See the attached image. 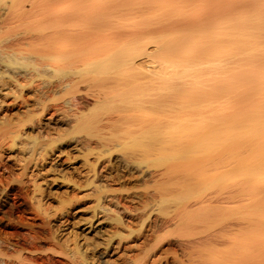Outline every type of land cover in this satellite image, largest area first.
Instances as JSON below:
<instances>
[{
  "label": "bare ground",
  "instance_id": "bare-ground-1",
  "mask_svg": "<svg viewBox=\"0 0 264 264\" xmlns=\"http://www.w3.org/2000/svg\"><path fill=\"white\" fill-rule=\"evenodd\" d=\"M67 1L68 5L70 2L71 10L68 9V11L70 10L69 12L66 10L67 13H65L66 11L64 13H61V11L60 13H57L58 11L56 12V19L54 20V25H52L55 31L51 30L55 33L45 32V34H33L25 31L23 33L19 32L20 34L16 35L12 41L9 40V45L4 47L5 49L0 48V65L5 63L3 67L7 69H4L2 72L8 76L7 80L4 78V83L0 79V84L6 86L8 84L10 88L12 87V90L16 88L18 95L15 93V101L10 107L13 106L12 109H17L18 113L15 112V114H18L17 117H32L35 115L36 109H32V107L37 105L36 107H39L41 110V114L38 116L40 122L43 119L41 117L45 113L47 114V111L50 109L59 111L62 105L60 100L63 99V96L54 98L53 100L50 99L52 102H48L47 99L51 97V94H56L59 88L63 89L65 97L66 95L71 96L69 99L66 97L64 102L68 104L65 107L70 106V108L68 107L70 113L67 115H65L66 113L64 114L67 117L65 118L66 120H61L64 117L62 115L63 117L59 118L58 125L69 126L71 130L69 129V131L67 129L69 131L67 133L66 127L64 131L58 125L53 126V124H57L55 120L53 124H51L52 121L51 123L46 122L43 125L40 124L44 122L39 123L41 127L39 126L40 129H38L37 133H26L25 130L22 132L21 127L24 125H17L9 129L10 134H12L10 135L11 140H13L12 145H16L17 138L25 136L34 143L42 142V147H54L57 141L67 143L75 140L74 136H69L73 130L81 126L90 127L93 130L88 133L95 132L91 135V137L96 138L95 141L84 138L83 141L82 139L80 141L78 139L80 137L77 136L78 138H76L79 140L77 141L78 145L79 142L85 146L87 145L88 152L90 153L93 151L92 148L95 147L92 142L97 146L95 147L97 148V154H95L97 155L95 156L96 160L88 165L86 164L88 166V172L93 173V178L91 179L93 185L94 182L95 184L97 183L96 180H99V178L102 179L99 168L97 167L101 156L105 153L111 156L116 145L115 143H119L121 146V143H124L123 141L125 140V144L128 143L129 145V143L134 142L135 144L133 143V145L142 146V154H147L145 157H151V155L156 156V160H154L157 167L165 164L163 162H168L171 158L173 161L179 160V164L170 166L165 171L162 170V172L159 170L158 175L156 174L157 176H155L159 178L157 180L153 179L155 185L153 184L154 189L151 195L142 196L143 198L135 196L138 198L135 199L134 204L139 206L135 209L132 208L133 214L131 216L136 219H143L142 217L148 212L146 211L147 207L152 202L160 203L158 205H161L164 200L167 202L168 199L165 197L170 194L179 197V202L173 199L175 202H178L176 206L174 205L173 209H167V212L164 211L165 214L160 219L150 221L149 217L152 214L144 218L142 222L140 221L141 223L138 229H132L133 227L130 229L129 235L136 234L130 239L120 234L119 238L121 240L117 243L112 239L107 241L106 239L104 241L92 240L93 245L90 247L92 256L87 254V249H84V247L80 249V243L76 242L78 245H76L75 252L79 254L78 257L80 259L77 260V256L75 257L76 259L73 258L75 256L73 255L70 258V263H252L254 258L250 260L249 257L248 259L247 257L242 258L243 260L240 259L239 263L238 256H233V261L231 255L234 254L237 248L239 249L240 245H243L242 242L244 241L241 242L242 244L238 243L239 246L232 242L233 239H230V236L235 234L236 231L234 230L235 228L233 229L231 223L232 227H226L227 229L221 230V228L227 226L223 224L220 228L221 231L218 229L219 232L216 233L217 230H215L216 234L212 236V232L209 233V229L206 228L209 237H204V233L202 235L203 237L201 234L200 238L197 237L196 239L193 237L201 230L202 232L206 231L204 229L205 226L210 224L214 218V220H218L221 217V220H225L222 218L229 217L232 220L237 218L235 222L238 221L239 213L241 214L238 209L239 207L237 208L238 211H234L233 209L239 206L237 202L243 203L245 207L249 206V210L264 208V77H262L264 75V0H240L238 3L232 0L234 4H228V0H111L112 2L108 4L102 2L104 5L101 4L100 7H98V2H94L96 3L94 6L83 7L82 5L79 7L78 4H82L84 2L83 0ZM101 1L106 2V0ZM25 2L33 5L37 0H11L10 3L0 0V4L2 3L8 6H5L7 8L6 16L0 17V42L1 34L5 28H9L13 23H18L19 20L22 22L25 18L29 20L34 17L36 19L41 14H37V11L41 12L42 9H39V7L42 5L38 9L31 5L32 7L26 10L23 9L24 5H26ZM44 5L50 7L49 3ZM167 7L177 8V11L168 12ZM236 8H242L244 11L238 13L236 16H231L228 11H233L232 9ZM50 10L52 12V9ZM179 12L180 15L178 16L177 13ZM84 15H92L93 18L86 23L82 30L71 31L69 28H61L64 24L66 25L75 19L85 17ZM97 15L99 16L97 17ZM152 15L157 16L156 22L148 19ZM34 18L32 21L35 20ZM230 19L232 24L229 27L226 25L227 27L224 28L225 25L223 24L227 22L226 20L230 21ZM27 21L23 25L28 24L30 26V21L29 23ZM129 21L130 23H128ZM28 26L25 27L27 28ZM176 32H179L180 35L177 39H172L171 35ZM3 35L6 34L3 33ZM61 37L69 40L70 45H67L69 46L66 47L67 49H63L61 43H58ZM8 38L11 39L12 37ZM57 38H59L58 41ZM121 39L123 42L126 39L125 46L122 49L115 48L114 45L118 41L120 42ZM237 43H239L238 47L236 45ZM35 45L43 47L39 49L41 50L40 52H31L32 49L36 50ZM71 45L72 50H68ZM32 46L33 48L30 50L29 47ZM73 48L76 49L73 50ZM234 48H236V51L229 53ZM84 50L87 53L85 52L84 54L81 52ZM74 51H77L79 54L82 53L83 55L81 54V56L77 53L74 55ZM27 53L28 56L25 55ZM219 54L221 56H218ZM29 57L40 60V62H36L37 64L31 63L34 64L33 71L38 75L47 73V67H51V63H54L49 62L50 60L65 59L67 61V67L66 65L64 68L61 67L63 69L60 74L70 76L67 79L65 78V82L58 79L57 81L51 80L49 83L45 82L41 88V96L38 99V104H36L35 100L33 101L31 99L34 97L30 96L31 98H25L24 96V94L30 91V86L33 85V80L27 82L28 84L21 83L22 80L20 82L21 76L24 79L25 76L26 78L28 77L27 72L23 71L20 67L10 69L8 65V63H15L13 61L16 59L23 60ZM60 63H58L59 66L63 65H60ZM58 64L54 65L56 66ZM1 68L2 66H0ZM83 72L85 73L83 76L85 80L82 78L76 80L79 77L73 79L74 76L72 75L82 74ZM86 76L88 77L85 78ZM52 77L55 78L54 75ZM80 84L84 85L82 86L83 88L79 86ZM2 85L1 87H3ZM34 85L36 84L34 83ZM185 96H190L191 100L184 102ZM90 101H92V104ZM1 105L0 108L3 107ZM23 106L28 107V109L26 108V110L24 108L26 111L24 110L25 112L19 114V110L21 111L20 107ZM7 107L9 109V105ZM146 109L152 111L151 117H145V113L143 112ZM65 111L67 112V109ZM220 112H223V115H220ZM56 113L58 112L56 111ZM56 113H52V115ZM33 122H36V120ZM201 126H203L202 129ZM204 126H206L205 129ZM170 128L175 129V131ZM167 130L173 132L170 133ZM168 133L169 135H167ZM184 136H187V143L184 141L186 140ZM203 140L209 141V144L206 141L205 143L208 146L212 145V147L219 144V142H223V145L219 144L218 146H222L223 151L227 150L225 153L232 151V155L234 154V159L232 157L228 159L229 156L227 155L228 157H225L226 154L223 152L218 150L223 154L217 155L218 152L214 151L216 156L213 157L207 171L211 169L208 171H212L208 181L211 179L215 183L216 188L209 194H203V191H200V181L202 180L200 177L202 178L203 171L199 170V165H192L189 162H185L183 158L187 155L189 156L191 153L193 154L196 150H202L200 147L203 146ZM91 143L94 147L90 145ZM1 144L0 142V146ZM205 148V154L212 155ZM51 151H53V148ZM84 156L87 157L86 161H88L89 154H85ZM190 156H195V154ZM39 163L40 161L38 162L37 159L29 158L24 162L22 167L24 170H27L31 166H39ZM156 166L153 168H156ZM115 167L117 166L115 165ZM105 169L106 172L108 168ZM198 170L201 175L198 174ZM88 172L86 171V173ZM1 174L3 173L1 172ZM152 174L150 175L151 177L153 176ZM230 174H237L239 176V186L227 188L224 181ZM102 180L105 181L104 178ZM9 183V181L0 178V214H3V218H7L11 222L28 225L25 223L26 221L24 222L23 215L18 216L19 219L16 220L11 218L17 212V206L21 205H16V201L14 202L16 197L14 195L21 197V193L15 192L14 190L17 186ZM101 185L104 186L105 184L103 185L102 183ZM101 185L94 187L98 188L96 190L98 191L96 207L99 205L103 208L101 206L103 205L102 203H112V201L106 200V198L104 199V189ZM11 195L14 200L11 198ZM171 195L169 196L170 198ZM173 195L172 197H174ZM121 198H124L123 195ZM117 199L119 198L117 197ZM120 203H122L121 200H118L115 203L116 207ZM172 205H168V207ZM130 206L135 207L132 204ZM112 207L105 208L104 205L103 210H117L112 209ZM149 209L151 210V208ZM231 209H233L232 213L230 211ZM227 210L231 213L230 215L228 212L225 214ZM120 213H113L115 215L113 220L124 229L125 227L123 225L125 226L127 223L125 224L124 219L121 218L124 214L120 215ZM151 213H153V210ZM229 218H226L229 220L228 223L231 220ZM214 220L212 222H216ZM224 222L227 223L226 221ZM102 223V221L98 222L97 226H100ZM201 225H205L204 228L201 229ZM148 226L150 227L149 229H147ZM209 226L206 227L209 228ZM238 226L240 229L238 227L237 230L243 231V233L250 230L249 227L243 228L244 226ZM102 228L100 226L97 232L104 234ZM31 233L30 231L29 234L32 239L30 241L23 240L24 243L19 241L12 242L10 241V237L3 239L1 237L3 235H1L0 238L3 240H1L2 242L0 241V256L14 253L19 260V264H36L37 259L39 260L41 257L42 261H44L41 253L45 252V249L44 247H40V245L39 247L36 245L34 242L36 239L35 235H31ZM26 239H29L28 235ZM3 244L7 245V249L3 247ZM221 245L226 246L225 248L228 245V250L224 247V249L219 248ZM90 249L88 246V250ZM113 249L115 251L114 253L112 251ZM218 249L219 251L220 249L225 250L226 253L223 252L225 254L220 256L211 254V252L214 250L218 251ZM179 250L182 251L181 256L183 257L179 256L181 253L178 252ZM111 251L113 254H117L116 259H108V256L113 255H110ZM122 251H124L121 253L122 255L119 254ZM128 251L133 252V254L129 255ZM197 251L200 255H196L198 253ZM204 251L208 252V254H205ZM219 251L218 253H220ZM25 252L30 254L24 256ZM229 254H231L230 258L232 260L229 259ZM52 257L41 264L61 263L60 260L59 263H56L58 260H54ZM235 258L238 260L235 261ZM261 258L260 260H262ZM1 261L3 264H14V262L11 263L10 261ZM37 263L40 264V262ZM253 263L256 264V260ZM260 263L263 264L264 261ZM257 264L259 263L257 262Z\"/></svg>",
  "mask_w": 264,
  "mask_h": 264
},
{
  "label": "rangeland",
  "instance_id": "rangeland-1",
  "mask_svg": "<svg viewBox=\"0 0 264 264\" xmlns=\"http://www.w3.org/2000/svg\"><path fill=\"white\" fill-rule=\"evenodd\" d=\"M2 1H6L7 3H10L11 0H2ZM56 1L54 0V2H53V0H40V1L37 0V2H35L33 5L30 4L29 2L28 3L25 2L26 5H24L25 8L23 7V9H26V10L30 9V7H32V6L36 9H38V7L40 5H42L43 7L41 6V7H39V9H42L43 11L42 10H41V12L37 11L38 12L37 14L41 13L42 16H44V17L46 16V18L44 19V17L40 16L41 15L40 14L39 16L36 17V19L34 17H32L28 20L27 18L24 17L25 19L24 18L23 19L25 21L22 20V22L20 20L18 21L16 19V21H18V23L17 22L13 23L12 25H10L9 28H5L3 33L6 35H3V33L1 34L2 35L1 36V42L3 40L4 41L2 43L0 42V48L2 47L1 49H5L4 47L9 45V42H10L9 40L12 41L16 37V35L20 34L19 32L23 33L25 31V32L33 33V34H41V33L45 34V32L46 33H55V32H52V31H55L54 27L52 26V25H54V20L56 19L55 14L60 13V11H61V13H64V11H66V10L68 11V9H70V2L68 5L67 0H65V1L64 0H56ZM83 1H82L83 2L82 4H78L79 7L82 5H83V7L94 6V5H96L97 2H98V7H100L102 2H104L105 4H108L114 0H112V1L109 0V2H107L108 0H106V2L101 1V0L100 1L99 0H97V1L96 0H83ZM236 1L238 3L240 0H234V2H236ZM43 2H44V4L49 3L50 7L49 6L48 7L50 9H52V12L47 7V5L42 4ZM94 2H96V3H94ZM228 2H229L228 4H230V3L234 4V2L232 0H228ZM102 5H104V4H102ZM0 6H1L0 7V17L6 16L5 14H7V8H5V6L6 7H8V6L3 5L2 3L0 4ZM83 7H81V8H83ZM4 10H6V11L4 12ZM232 10L233 11L229 10L230 12L228 11V13L231 14V16L232 15L236 16V15H238V13L244 11V9H242V8H236V9H232ZM67 11L65 13H67ZM167 11L168 12L177 11V8L173 9L171 7H167ZM53 12H54V14H53ZM45 13H46V15H45ZM47 13H49V14L47 15ZM51 13L53 14L52 17H51V15H52ZM177 15L179 16L180 12L177 13ZM47 16H49L50 18ZM84 16L85 17H81L77 20L75 19L74 21L69 22V24H66V25L64 24L65 26L63 25L61 28L62 29L63 28L68 29L69 28V30H71V31L82 30L84 28V26L86 25V23H88L89 20L93 18L92 15H84ZM98 16L99 15H97V17ZM33 18L35 19L34 21H32ZM51 18L53 19V21ZM94 18H96V17H94ZM148 19L149 20L151 19V21L153 20L152 22H156L157 16L152 15ZM26 21H27V23H29V21H30V24H29L30 26H28V24L23 25ZM226 21L227 22H225L223 24V25H225L224 28H226L227 26L229 27L230 24H232L231 19H230V21L229 20H226ZM128 23H130V21ZM131 24H132V22H131ZM133 24H134V22H133ZM25 26H28V27L26 28ZM51 28H53V29H51ZM179 35H180L179 32L173 33L171 35V38L177 39V37ZM8 37H12V38L10 39ZM56 37H58V36L56 35ZM58 39L59 38H57V41H58ZM124 41L125 42H123L121 39L120 42L118 41L117 44L114 45V47L122 49L123 46H125L124 43H126V39ZM58 43H61V47L63 49H67L66 47H69L67 45H70L69 40H67L65 37H61L60 40L58 41ZM2 45H4V46H2ZM236 45L238 47L239 43H237ZM34 47L36 50L32 49L33 46L29 47V48H30V50L32 49L31 52L34 51L35 53L37 51L40 52L41 50H39V49L43 48L40 45H38V46L35 45ZM71 48H72V45L68 50H70ZM75 49L76 48H73V50H75ZM77 49H79V48H77ZM78 51H80V50H78ZM234 51H236V48H234L233 50L231 49V51L229 53H234ZM81 52L84 54H85V52L87 53V51H85V50L81 51ZM76 53L79 54L77 51L76 52L74 51V55H76ZM81 54H79V55H81ZM25 55L28 56V53ZM218 56H221V54H219ZM29 58H31V57H29ZM29 58H24L23 60L16 59L15 61H13L15 63H8V65H9L10 69L13 67H20L23 71L27 72L28 77L26 78V76H25V79H24V77L21 76L20 82L22 80L21 83L24 82L23 84H28L27 82H29L30 80H33V85L30 86V89H29L30 91L28 93L24 94V96H25V98L26 97L27 98L34 97L31 99H33V101L35 100L36 104H38L37 103L39 101L38 99L41 96V90H42L41 88L45 84V82L49 83L51 80L57 81V79L63 80V82H65L66 79L69 78L70 76H68V75L64 76L63 74H60L62 72V69L65 67V65L67 67V61L65 59L50 60L49 62H54V63H51L52 64L51 67H47V69H48V70L46 69L47 73L38 75L35 73V71H33L34 64H31V63L40 62V60L37 58H31V59H29ZM32 59L34 62L32 61ZM37 60H39V61H37ZM55 62H57V63H55ZM60 62H63V63H60ZM58 63H60V65L63 64L64 66L63 65L59 66ZM2 64L3 65H0L3 68V69L1 68L2 70L0 69V79H2V81L0 80L1 82L4 81V78L6 80L8 78L7 74L2 72L4 69H7L6 67L5 68L3 67V66H5V63H2ZM54 64H58V65L55 66ZM28 67H29V69H27ZM61 67H63V68H61ZM54 68H58L60 70L54 69ZM29 73H31V74H29ZM84 74L85 73L83 72L82 74H74L72 76H74L73 79H76L77 77H79L76 79V80H78L80 78L84 79L83 78ZM31 75L34 77L31 78L32 77ZM53 75L55 78L52 77ZM55 75H57V76H55ZM29 76H30V78H29ZM87 77L88 76H86L85 78H87ZM262 77H264V75ZM61 78H63V79H61ZM34 83L36 85H34ZM1 85L2 84H0V88H1L0 89V92H1L0 93V97H1L0 104H2L5 109L3 107L0 108V142L2 143L0 146V167H1L0 168V175H2V176H0V178L9 181L10 182L9 184L16 185L17 187L15 188L14 191L21 193V197L14 195V197H16L17 200L16 199L14 200L13 196L11 195V198H13L14 202L16 201V205L21 204V205L17 206V209H16L17 212L14 213L11 216V218L16 220V219H19L18 216L23 215V218L25 219L24 222L26 221L25 223L28 224V225H20V224L11 222L7 218H3V214H0V233L3 232L0 234V236L3 235V236H1L3 239L5 237H10V241H12V242L13 241H19L21 243L22 242L24 243L25 240L30 241L32 239V238H30V234H29L31 231L32 232L31 235H33V236L35 235L36 239L34 240V242L36 243V245H38V247L40 245V247H44V249H45V252L41 253L43 255L44 261H48L49 258H51V256H53L52 258H54V260H58V262H56V263H59V260H60L61 263L64 262L63 264H72V263H70V258L73 257V255H75L73 258H75L77 256L76 257L77 260L80 259V257H78L79 254L75 252L76 251V245H78V243H80V249L81 248L83 249V247H84V249H87V252H88L87 254H89V256H92V254H91L92 250L90 249V247L93 245L92 240L104 241L106 239V241H107L109 239H112L113 241L115 240V242L117 243L118 241L121 240L119 238L120 234L125 235L126 237H129V239H130L135 234L134 233L133 235H129L130 229L132 227H133L132 229H134V228L138 229L140 227V223L143 221V219L146 218L147 216H150L151 214L152 215L149 217L150 221L158 219V218L159 219L162 218L163 217L162 215L165 214V212H167L166 211L167 209H173L174 205L176 206V204L179 202L178 196L172 194L174 197L176 196V198H177L176 199V198L172 197V195L170 194L171 198L169 197L170 195H167L165 197L169 201L167 200V202H166V200H164V202H162L163 204H161V205H158L160 203L152 202L146 209V211H148L149 213L146 212V215L142 217L143 219H141V218L136 219V218L131 216V214H133L132 208L135 209V208H138V206H139L137 204H134V202L136 201L135 199L138 197L143 198L142 196L151 195L153 193V189H154V185H155L154 180H157V178H159V177H155V176L158 175L157 173H159V170H160V172H162V170L165 171L167 168L177 164L179 161V160L173 161L171 158V160H168V162H163L165 164H161V166L157 167L155 165V163H156L155 157L156 156L151 155V157L150 156L145 157V155L147 156V154H144V153L142 154V152H143V151H141V150H143V149H141L142 146L140 147L138 145H133L134 142H132L131 144L129 143V145H128L127 142H126L127 144H125L126 140L125 141L122 140L124 143H121V146L119 143H115L116 145H115L114 151H113L111 156H109L106 153L103 154V156H101L100 161L97 163L98 164L97 167L99 168L100 175L102 176V177L101 176L100 177L102 179L104 178L105 181H103L102 179L99 178V180H96V182H97L96 184L94 182V185L91 182V179L93 178V173H91L90 171L88 172V170H87L88 166L87 165L92 163V161L94 162L96 160L95 156H97V155H95V154H97V148H95V147H97V146L95 145L94 142H92L95 147L93 146L92 143L90 144L92 147H94V148L91 147L93 149V151L90 153V152H88L87 145L85 146V145L81 144L80 142L78 145V142H77L80 139H82V141H83V138L84 139H90L91 141L96 140L95 137L94 138L91 137V135H93L95 133L94 131L88 133L89 131L93 130L90 127L85 126L86 127L85 128L84 126H81L80 128L73 130V132L69 136H74V138H75V140H73L74 142L70 141V142L66 143V142L57 141V143L54 145V147H52V146L47 147V148H46V146L42 147V145H43L42 142L34 143L33 141H30V139H28L25 136H22L21 138L20 137L17 138L16 145H12L13 140H11V138H10V135H12V134H10V132H9V129H11L12 127H15L17 125H24L21 127L22 132H24V130H25L26 133L27 132L28 133L29 132L30 133H34V132L37 133L38 129H40L39 126L45 124L46 122L51 123V121H52L51 124H53V121L55 120L57 122V124H53V126L54 125L57 126L58 122L60 120L59 118L64 116L63 118H61V120H66L65 118H67V117L65 115L70 113L69 112L70 106L65 107L68 104H66L64 102L66 100V97H67V99H69L71 96L66 95V97H65L64 91L61 88H59V91H58L59 93L57 92L58 94L57 93L51 94L50 95L51 97H49L47 99V101L52 102L50 99L53 100L54 98H60L61 96H63V99L60 100L62 102V105H61L59 111L56 110L58 113H56V111L54 109L53 110L50 109L49 111H47V114L45 113V115H43V117H41V118H43L41 120V122H44V123H41L39 121L40 119L38 117L41 114V110L39 109V107L38 108L36 107L37 105H35L34 107L31 106L32 109L36 108L35 109V115H33L32 117H30V118H27V117L19 118V117H17L18 114H15V112L18 113L17 109H12L13 106L10 107L15 101V95L16 94L18 95V93H16L17 90H16V88H14L15 90H12V87L10 88V86L8 84H7V86L2 85L3 87H1ZM40 85H41V87H40ZM38 86L40 87V89H38L39 88ZM79 86H81V88H83L82 86H84V85L80 84ZM4 87H6V88H4ZM35 88H37V89H35ZM36 94H37V96H36ZM1 95H3V96H1ZM188 100H191L190 96H185L184 102H188ZM90 102L92 104V101H90ZM8 105H9V109H7ZM24 108L28 109V107H25V106L20 107L21 111L19 110V114L23 113L27 110V109L25 110ZM61 108H63V110L66 108L67 112L65 111L66 109L63 111V110H61ZM38 110H40V111H38ZM60 110H61V113H63V114L60 113ZM108 110H111V109H108ZM143 111H145V110H143ZM52 113H56V114L52 115ZM59 113H60V115H59ZM143 113H145L144 114L145 117L146 116L151 117V115H152V111L147 110V109ZM50 115H52V116H50ZM218 115H219V112H218ZM220 115H223V112H220ZM57 117H58V119H57ZM35 120L37 123L33 122ZM39 123H41V124L39 125ZM30 124L31 125L33 124V125L31 126ZM58 126L63 128L64 131L66 129L67 133L71 130V127L66 126V125H58ZM202 127L203 126H201V129H202ZM205 128H206V126H204V129ZM67 129L68 130L70 129V130L68 131ZM170 129L175 131V129H173V128H170ZM31 130H33V131H31ZM34 130H36V131H34ZM171 130L170 131L167 130V131L171 133V132H173ZM167 135H169V133ZM77 136L80 138H78ZM23 137H25V138H23ZM184 138L186 140H184L183 138L182 139L187 143L188 142L187 136L186 137L184 136ZM221 140H222V138H221ZM221 140H218V141H221ZM127 141H129V140H127ZM205 141L207 142V140H205ZM205 141L204 140L202 141L203 146L206 147L205 149L206 150L208 149L207 151L211 152L212 155H210V156L206 155L205 154L206 151L204 150V147L201 146L200 148H202V150L204 152L201 149H200V151L196 150L195 152H193V154H195V156H190V155H193L191 153V154H189V156L187 155L183 158L185 159V162H189L192 165H195V164L199 165V167H200L199 170L204 172V173L202 172V175H201L199 170H198V172H199L198 174H200L202 176V178L200 177V179H202L200 181L201 182L200 183V185H201L200 191H203V194H209V193H212L216 188L215 183H213L211 179L208 181L209 175L212 172V171H210V172H208V171L211 169H209L207 171V168L210 167L209 164L211 163L213 157L216 156V153H214V151L218 152L217 155H220L223 153L226 154L225 157L229 156L228 159L230 157H232V159H234V156H233L234 154L232 155V151L231 152L228 151L225 153V151H227V150L223 151V149H222L223 147L218 146L219 144L223 145V142H219V144H217L216 146L214 145L215 147L213 146L214 147L213 148L212 145H210L211 147L208 146L205 143ZM135 142L138 143V141H135ZM185 142H184V144H186ZM207 143L209 144V141ZM57 144H58V146H57ZM117 144H119L120 147L117 146ZM61 145H64V146H61ZM75 145H77V146H75ZM81 146L82 147L84 146L86 148L83 149L84 147L82 148ZM75 147L76 148L79 147V148H77L78 151L77 150L75 151V149H76ZM52 148H53V151H51ZM41 149H43V150H41ZM58 149H60V150H58ZM73 149H74V151H73ZM218 150L220 152H223V153H220ZM68 151H70V152H68ZM83 151H86V152H83ZM60 152H64V153L60 154ZM85 154L86 155L89 154L88 161H86L87 157L84 156ZM42 157H44L45 160H43L44 158H42ZM29 158H33L34 160L37 159L38 162L40 161L39 166L34 165V166H31L30 168H28L27 170H24L22 166H23L24 162L27 161ZM230 161L233 162V160H231V159H230ZM115 165L117 167H115ZM111 166H112V169H111ZM155 166H156V168H153ZM105 168H108L106 172H105V170H106ZM109 168H110V170H109ZM155 169H156V171H155ZM86 171L88 173H86ZM110 171H111V173H110ZM1 172L3 174H1ZM81 172L82 173L84 172L83 175L85 174L86 177L85 176L84 177L86 179L83 177V175H81L82 174ZM79 173H81V174H79ZM150 173L151 174L153 173L152 177L150 176L151 175ZM196 173H197V171H196ZM87 174H89L90 177ZM105 177H108V178L105 179ZM113 177H114V179H113ZM98 181L101 183H99ZM224 182H225V185L227 186V188L228 187L229 188L237 187V185L239 186L240 178L237 174H230L225 178ZM102 183H103V185L104 184L105 185L102 186L101 185ZM96 185H101L102 188L104 189V191H103L104 199L106 198V200L112 201V203H102L103 205H101V206L103 208H104V205H105V208L113 206L114 208L112 207V209H117V210H113L114 211L113 212V211H106L104 209L105 210L104 211L103 208H101L99 205L96 207V205H97L96 203L98 202V200H97L98 191H96V190H98V188L94 187ZM22 194H24V195H22ZM122 195L124 198H121ZM114 196L116 197L115 199H114ZM135 196H138V197H135ZM23 197H25V198H23ZM117 197L119 199H117ZM27 198H29V199H27ZM173 199L175 201H178V202H175ZM118 200L119 201L121 200L122 203L118 204V206L116 207L115 203ZM132 200H134V201H132ZM129 202L132 204V206H135V205H137V206L131 207L130 206L131 204ZM238 203L239 202H237V205H239V206H237V207L235 206L236 209L233 208L234 211H238V209H239V212H241V214L245 213L244 215L243 214L241 215L239 213V218H238L239 220L236 221L239 223L235 222V220H237V218H235V220H232V218L223 217L222 219H225V220H221V217L219 219L216 217V219H218V220H214L215 218L212 219V221L214 220L216 222L211 221L212 222V224L210 222L211 225L205 224L206 226L210 225L209 228L206 227L205 225H204L205 228L202 225L200 228L201 229L204 228L205 230H206V228L209 229V231H210L209 233L212 232V234H211V236H212V235L219 232L218 229L220 230V228L223 224L227 225V226H224L223 228H221V230L227 229L228 227L233 226V229L235 228L234 230L236 232H235V234H232L230 236V239H233L232 242L234 244H237V246H239L238 243L239 244L243 243V245H240L239 249L237 248L238 250L236 249V251H238V252L235 251L236 253L234 252L233 255L229 254V259H231L230 258L231 256L232 257L238 256L239 263H240V259L245 258V257H247V259H248V257H249L250 260L251 259L253 260V258H254V260H256V264H257V262L259 264H261L260 262L264 261V258H263V254H264V210H262L264 208H262V209L259 208L260 210L259 209L249 210L250 209L249 206L245 207V205L243 203H239V204ZM112 204H114V205H112ZM106 205H108V206L106 207ZM168 205H172V206L168 207ZM129 208H130V210H129ZM149 208H151V210ZM134 209H133V211H134ZM158 209H160V210H158ZM162 209H163V212H162ZM233 209L230 210L231 213H232ZM152 210H153L154 214L151 213ZM228 210L225 212V214L228 212ZM244 210L245 211L247 210V211L245 212ZM115 211H117V212H115ZM137 211H139V210L137 209ZM168 211H170V210H168ZM118 212L119 213L121 212L120 215L124 214V216H121V218L124 219L125 224L130 223V224H128V226H127V224L125 226L123 225V227H125L124 229L122 228L121 225H117L116 221L113 220V218H115L114 214H116ZM228 213H229V215L231 214L230 212H228ZM226 216H228V215H226ZM226 218L231 219L229 223H228L229 220H227ZM100 221L103 222L100 226L103 227L102 229L104 231L103 232L104 234L97 232L100 228V226H97V224ZM224 221H226L228 224L225 223ZM232 221H234V222H232ZM222 222H224V223H222ZM206 223H207V221H206ZM230 223L232 224V226ZM201 224H203V223H201ZM237 224L241 225V227L244 226L243 228L249 227L250 230L243 233V231L237 230L239 227ZM29 225L32 227H30ZM115 225H117V226H115ZM129 226H131V227H129ZM149 228L150 227L148 226L147 229H149ZM239 229H240V227H239ZM215 230H217L216 233H215ZM111 231H112V233H111ZM200 232H198L199 234L197 233V235L193 238H196V239H197V237L200 238L203 235V233H204V237H209L207 230L204 232H202V230H201ZM148 233H150V232H148ZM206 233L208 236L205 235ZM200 234H201V236H200ZM27 235H28L29 239H26ZM25 236H26V238H25ZM111 237H113V238H111ZM2 238H0V241L3 240ZM87 241H89V242L87 243ZM242 241H244V242H242ZM1 242H0V245H1ZM76 242H78V243H76ZM85 244L86 245L89 244V245L86 246ZM223 245H226V244H223ZM223 245L219 246V248L224 249L226 246L224 247ZM88 246H89L90 250H88ZM3 247H5L7 249V245H5V244H3ZM221 249H220V251L218 249V251L220 253H218L217 250H214L213 252H211V254L212 255L214 254L215 256H220V255L225 254L226 253L225 250H221ZM225 249L228 250V245H227V248H225ZM112 251H113V253L115 252L114 249ZM112 251L110 252V255L113 254ZM6 252H7V250H6ZM123 252L124 251L120 252L119 254H121ZM178 252L179 253L181 252L179 254V256L183 257V256H181L182 251L179 250ZM223 252H225V253H223ZM128 253H129V255L133 254V252H129V251H128ZM8 254L6 256H0L1 264H3L1 260L6 261V262L10 261L11 263L14 262V264H19L18 263L19 260L16 258V255L14 253H8ZM26 254L29 255L30 253L25 252L24 256H26ZM205 254H208V252H205ZM196 255H200V253L198 252ZM249 255H251V256H249ZM46 257H48V258L46 259ZM115 257H117V254H113L112 256H108V259H110V260L116 259ZM234 257H233V261H234ZM260 257H262L261 258L262 260H260ZM237 260L238 259L235 258V261H237ZM44 261H42V257L39 258V260L37 259V262H40V264L43 263ZM253 261H252V263H253ZM37 262H36V264H39ZM61 263H59V264H61ZM252 263H250V264H252ZM253 264H255V263H253Z\"/></svg>",
  "mask_w": 264,
  "mask_h": 264
}]
</instances>
